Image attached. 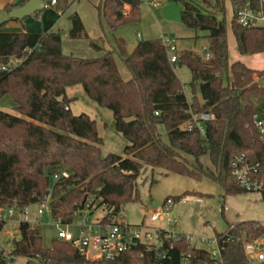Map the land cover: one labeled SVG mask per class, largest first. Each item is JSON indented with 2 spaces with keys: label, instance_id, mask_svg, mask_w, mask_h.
<instances>
[{
  "label": "trees",
  "instance_id": "1",
  "mask_svg": "<svg viewBox=\"0 0 264 264\" xmlns=\"http://www.w3.org/2000/svg\"><path fill=\"white\" fill-rule=\"evenodd\" d=\"M28 1L20 0L7 11ZM170 1L181 4V20L187 29L207 33L210 59L185 51L178 53L173 64L160 39L141 41L131 53L117 40L116 47L107 52L100 47L104 40H89L77 13L69 18L70 39L88 40L90 48L103 53L101 56L80 59L65 55L60 32L36 35L6 32L5 25L0 27V100L9 96L19 115L0 111V209L24 210L49 194L54 221L73 224L90 202L92 209L104 208L108 219L119 214L123 206L141 201L137 182L147 166L197 181L209 178L228 195L247 193L237 185L231 169L232 159L239 155L259 164L258 178L264 181V141L254 125L255 116L262 113L264 94L254 77L264 78V71L230 62L225 14L228 1L239 54H263L264 29L237 22V11L255 0ZM142 5L143 0H100L97 11L102 30L116 32L126 24L140 22ZM206 7H213L214 12ZM115 55L131 73L129 81L121 78ZM14 61L20 63L10 67ZM183 66L191 73L193 92L199 87L201 101L196 96L188 100L176 73L177 67ZM79 85L90 100L113 113L116 131L128 142L123 156L104 157L96 121L71 112L72 100L66 92ZM201 114L215 117L206 123L205 136L197 130H179L180 125ZM160 126L166 129L168 143L162 140ZM206 155L214 171L201 163ZM5 225L0 223V233ZM232 227L227 234L217 236L220 260L182 238L175 243L172 264L187 255L197 264H253L245 245L263 239L264 227L258 222ZM18 230L20 240H14L9 255L29 263L159 264L145 248L111 261L91 260L60 240L45 249L40 225L23 221ZM140 253L146 256L141 259ZM0 264L10 263L3 258Z\"/></svg>",
  "mask_w": 264,
  "mask_h": 264
},
{
  "label": "rangeland",
  "instance_id": "2",
  "mask_svg": "<svg viewBox=\"0 0 264 264\" xmlns=\"http://www.w3.org/2000/svg\"><path fill=\"white\" fill-rule=\"evenodd\" d=\"M43 1L48 3L50 0ZM99 1L58 0L60 5L57 11L60 12L61 9L66 8H64L65 12L61 17L63 24L59 25L56 30L62 35V50L65 55L84 58L89 50L88 43L85 40L72 43L68 38L70 29L69 18L75 13L82 15L89 31H92L96 24V28L101 29L100 31L106 35L112 44L116 39L121 38L130 50L134 49L141 41L170 39L172 45L179 52L187 51L203 56L204 49L208 46V42L205 39L207 33L189 30L184 26L181 20L183 8L179 3L170 0H160L158 9H153L143 4L140 8V22L126 24L116 32H111L109 30L103 31L101 28L97 11ZM225 8L230 62H241L246 64L247 67L257 70V72H263L264 53L255 56H241L239 54L238 46L230 27L232 7L228 1L225 3ZM206 9L214 12L213 7H206ZM88 29L86 32H88ZM119 60L121 59L119 58ZM119 64L123 71L128 72L121 61H119ZM176 73L184 86L188 100L191 102L196 96L201 101L199 87H196L195 92L191 89L192 77L189 69L185 66L177 67ZM254 78L257 82L264 79L258 80V75ZM231 79L233 78L231 77ZM66 94L72 100V113L74 116L86 114L96 121L99 137L103 141L101 146L102 155L104 157L111 154L123 156L128 142L116 131L113 113L108 109L99 107L90 100L80 85L70 87L67 89ZM0 111L19 116L15 111V103L9 96L0 100ZM159 132L162 140L168 143L165 127L160 126ZM190 160L193 161L192 158ZM200 161L206 169L214 171L208 155L203 156ZM137 186L141 201L125 205L120 211L125 223L130 226H138L142 223L150 224L148 216L144 219L145 214L148 215L150 211L161 208L167 199H174L189 194L191 195L190 197H184L173 206L170 218L175 223L172 229L177 234H183L191 238L193 245L198 249L206 251L217 249V244H203L200 240L205 238L209 241H215L218 235L227 234L232 226L245 222H258L264 227V200L261 193L228 195L220 184L209 178L197 181L186 176L167 173L164 170L148 166L145 167L138 179ZM39 208L40 204L31 205L27 208L26 216L16 217L14 220L6 222L0 233V254H10L14 240H20L18 228L23 221H27L30 224L39 223L43 247L45 249L51 248L53 241L57 240V227L51 216L50 207L48 206L44 209V214L40 218L37 214ZM15 212L19 214L20 210L16 209ZM105 213L104 208H99L94 212V219L102 218ZM79 219L80 217L76 216L70 228L75 235L79 232L77 228ZM154 225L165 227L164 223H156ZM63 228L65 229V227ZM262 238L264 239V235ZM252 262L253 264L259 263L254 257H252Z\"/></svg>",
  "mask_w": 264,
  "mask_h": 264
},
{
  "label": "built area",
  "instance_id": "3",
  "mask_svg": "<svg viewBox=\"0 0 264 264\" xmlns=\"http://www.w3.org/2000/svg\"><path fill=\"white\" fill-rule=\"evenodd\" d=\"M143 4L158 9L160 7V0H143ZM46 8L58 5V0H51L45 3ZM237 22L243 27L247 28H263L264 29V0H255V2H248L237 11ZM167 46L169 60L171 63H176L178 60V53L176 47L172 45L170 39L163 40ZM203 57L208 60L210 54L206 47L203 52ZM20 61H14L10 67L16 66ZM5 69V68H4ZM260 81V80H259ZM258 81V82H259ZM264 90V85L260 86ZM262 113L255 116L254 125L260 132L262 140L264 141V94L261 98ZM69 108L67 107L66 110ZM156 115H158L156 113ZM215 119L213 114H201L194 117L188 123L179 126L181 132H192L197 130L201 136L206 134V123ZM231 169L237 185L247 193H264V181L259 180V164L250 163L245 155L235 156L231 161ZM67 177V174H64ZM58 180V177H55ZM40 208L37 212L40 218L44 214V209L50 207L49 194L39 203ZM174 199H167L164 201L161 208L150 211L145 214L144 219L147 218L150 224L142 223L138 226H130L125 223L121 214L111 216L107 219V213L102 218L94 219V212L92 209V202H90L85 210L77 216L80 217L77 224L78 234L71 232L70 225L62 224L61 220L54 221L57 227V240L71 244L78 252L91 260H115L122 255L132 251L136 248H145L147 252L153 253L154 257L159 261V264H172L175 243L180 242L185 238L192 245L191 238L177 234L172 228L175 223L170 218V212L175 205ZM16 207H8L0 209V223L14 220L16 217H24L27 214V208L20 210L16 214ZM40 220V219H39ZM27 222V221H26ZM164 223L165 227H158L154 224ZM33 225H40L39 223ZM65 227V229L63 228ZM233 227H231L232 229ZM203 244L215 245L217 249L207 251L213 259H221V249L219 248L217 239L208 240L202 238L200 240ZM194 246V245H193ZM264 246V239L257 240L245 245V253L252 259L254 257L259 262H264V251L260 248ZM195 247V246H194ZM198 249V248H197ZM206 251V250H205ZM146 254L140 253L139 258H144ZM5 259L10 264H42L38 261L29 263L22 258H15L9 254H0V261ZM178 264H197L194 263L191 256H182ZM215 264H219L216 262Z\"/></svg>",
  "mask_w": 264,
  "mask_h": 264
},
{
  "label": "crops",
  "instance_id": "4",
  "mask_svg": "<svg viewBox=\"0 0 264 264\" xmlns=\"http://www.w3.org/2000/svg\"><path fill=\"white\" fill-rule=\"evenodd\" d=\"M19 1L20 0H0V18L4 14L8 13V11H7V7L8 6H14ZM59 5H60V3L58 5H56V6H54V7L45 8L39 14H37L35 16H32V17H30L28 19H25L22 22L10 21L8 24L5 25L3 30L6 31V32H17V33L27 32V33L36 34V35L47 33V32H57L56 30L59 27V25L63 24L62 20H61V17L63 16V14L65 12L64 11L65 7L64 8L62 7L63 9H61L60 12L57 11L58 8H59ZM15 8H18V6L15 7ZM78 16L80 17V19H81V21H82V23L84 25L85 31H86L88 29V27H87V25H86V23L84 21V18L82 17V15H78ZM69 28H70L69 29V32H70V30L72 28L71 21H70V27ZM100 30L101 29H99V28L97 29L96 28V24H95V26L92 29V31H89V29H88V32H86V33H87L90 41L99 42V40H104V42L100 43V47L103 48V50H105L107 52L108 51H112L113 48L116 47L117 40H122L125 43V41L120 38V39H116L115 42L112 44L108 40L106 35L103 32H101ZM68 38H69L70 41H72V43H77L79 41H84V40H72V39H70L69 33H68ZM85 41L88 43V49L89 50H88V53H86V56L84 58H80V59H94V58H97V57H99V56H101L103 54V53H99V52H96V51L92 50L90 48V46H89V44H90L89 41L88 40H85ZM62 43H63V41H62ZM134 49H132V50L128 49V47H127V45L125 43V50H126L127 53H131ZM177 53H181V52H179L177 50ZM119 58L120 57L118 55H115V61H116V64H117V68H118L119 74H120V76L122 77V79L124 81H129L132 78V75L126 68L125 69L128 72H125V71H123L121 69L119 61H121L122 63H123V61H122L121 58H120L121 60H119ZM67 97L69 99H71L69 97V95H67ZM70 110L72 112V103L70 105Z\"/></svg>",
  "mask_w": 264,
  "mask_h": 264
},
{
  "label": "water",
  "instance_id": "5",
  "mask_svg": "<svg viewBox=\"0 0 264 264\" xmlns=\"http://www.w3.org/2000/svg\"><path fill=\"white\" fill-rule=\"evenodd\" d=\"M46 8L43 0H29L24 6L15 8L0 18V27L10 21H23L42 12ZM259 86L264 85V79L258 82ZM264 251V246L260 248Z\"/></svg>",
  "mask_w": 264,
  "mask_h": 264
}]
</instances>
